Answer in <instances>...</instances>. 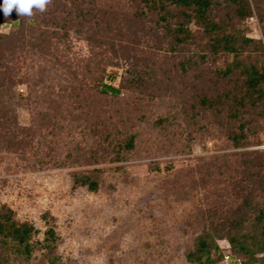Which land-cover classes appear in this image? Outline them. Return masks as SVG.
<instances>
[{
    "label": "rangeland",
    "instance_id": "obj_1",
    "mask_svg": "<svg viewBox=\"0 0 264 264\" xmlns=\"http://www.w3.org/2000/svg\"><path fill=\"white\" fill-rule=\"evenodd\" d=\"M157 2L52 0L22 35L20 20H0V215L32 227L21 243L0 235V264H221L226 254L245 264L228 237L245 199L238 160L264 152V128L235 146L210 110L183 114L194 91L223 88L233 57L211 54L203 33L198 45L175 42L179 10ZM248 2L252 15L235 26L253 40L243 58L259 63L264 26ZM77 11L85 17L64 22ZM133 63L139 87L127 82ZM98 77L119 94L75 95L76 81ZM246 213L248 242L264 238ZM253 257L264 264V251Z\"/></svg>",
    "mask_w": 264,
    "mask_h": 264
},
{
    "label": "trees",
    "instance_id": "obj_2",
    "mask_svg": "<svg viewBox=\"0 0 264 264\" xmlns=\"http://www.w3.org/2000/svg\"><path fill=\"white\" fill-rule=\"evenodd\" d=\"M256 1L252 0L255 14L259 23L264 26V11H262L258 1L257 3ZM167 4L178 9L177 13L180 14L177 16L180 17V20L171 29L175 42L183 43L184 45L189 43L196 45L199 43V41H196L197 38L199 39V34L203 33L206 35L204 46L208 48L211 54L219 51L223 54L231 53L233 57L232 62L220 70V75L223 79L229 78L226 84L224 83L223 88L221 90L216 89L211 93L194 91L192 93L193 96L190 97L196 104L194 106L192 104V107L188 109L183 106V114H187L186 112L190 111V117L194 119L196 115L203 111L210 110L221 126L227 130V137L234 143L233 145H248L250 143L248 137H254L258 131L264 128V124H262V120H264V53L260 54L259 63L245 60L249 58L247 56L243 58L244 47L253 42V40L244 36L242 30H238L235 26V19L242 20L253 13L248 0H158L157 6L154 7H157L158 10H164L168 14L169 12L166 10ZM70 14L68 12L66 17L63 18L65 23H69L72 17L77 19L85 17L84 13L80 11H77L71 17L69 16ZM15 18L20 20L19 28L16 32L22 35L23 33L20 30L25 25L27 17L18 16L14 10L8 19ZM161 18L165 19L164 16ZM1 19H5L2 10H0ZM190 23L195 25L196 28L194 30L190 28ZM60 27L65 28L64 26ZM7 36L11 38L13 33ZM117 47V49L122 48L120 46ZM29 49L33 53L43 54L34 43L29 45ZM172 49L171 52L177 53L187 51L188 58L186 62L193 61V57L196 59L198 57L202 61L204 57L203 55H198L195 51L189 50L186 46L180 47L177 45L172 47ZM134 66L135 63L132 64L131 69L127 70L130 77L127 82L130 86L139 87L142 74ZM85 68L86 72L82 74V77L89 78L87 73L91 71V68L88 64L85 65ZM143 73L150 76V72L144 71ZM90 80L94 82V85H85L80 80L76 81V85L73 84L71 86L72 89L74 87V89L78 90H75V95L83 92L85 90L83 87L91 91L98 90L100 95L119 94L117 87L102 82L99 77L90 78ZM152 85L154 86L155 83L153 82ZM95 86H98V89ZM257 142L258 140L256 139L254 143ZM225 159L224 157L223 163H225ZM238 165L241 167L240 173L242 175V188L245 190V199L242 204L243 213L234 222L232 226L233 232L230 231L231 233H228V237L233 249L247 257L245 264H252L256 261L253 257L254 253L264 251V238L255 239L253 237L254 239L248 242L250 238L243 230H245L244 224L249 220L246 212L255 211L257 212L256 223L260 225L259 232L264 237V152H243L239 155ZM89 187L94 189L95 182L90 180ZM255 197H259L258 203L257 199L253 203V198L255 199ZM6 219V217L0 215V235L7 234L20 243L24 242L32 227L25 223L19 225L13 223V221L8 223ZM214 231L218 232L220 230L214 229ZM222 256L223 254L220 259Z\"/></svg>",
    "mask_w": 264,
    "mask_h": 264
},
{
    "label": "clouds",
    "instance_id": "obj_3",
    "mask_svg": "<svg viewBox=\"0 0 264 264\" xmlns=\"http://www.w3.org/2000/svg\"><path fill=\"white\" fill-rule=\"evenodd\" d=\"M51 3L52 0H3L0 10H2L5 20L11 16L14 10L20 17H31L34 15V10L44 12L46 11V6ZM4 26L2 24L0 28Z\"/></svg>",
    "mask_w": 264,
    "mask_h": 264
},
{
    "label": "built area",
    "instance_id": "obj_4",
    "mask_svg": "<svg viewBox=\"0 0 264 264\" xmlns=\"http://www.w3.org/2000/svg\"><path fill=\"white\" fill-rule=\"evenodd\" d=\"M221 264H234L233 260L226 254L222 260Z\"/></svg>",
    "mask_w": 264,
    "mask_h": 264
}]
</instances>
